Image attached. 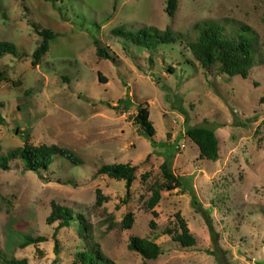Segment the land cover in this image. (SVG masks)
I'll return each instance as SVG.
<instances>
[{"label": "rangeland", "instance_id": "374dc122", "mask_svg": "<svg viewBox=\"0 0 264 264\" xmlns=\"http://www.w3.org/2000/svg\"><path fill=\"white\" fill-rule=\"evenodd\" d=\"M170 1L0 0V41L19 52L0 58L1 153L23 146L28 135L33 145H58L81 160L57 155L41 173L24 172L23 161L0 169L1 254L29 264H80L77 253L93 244L103 264H264V0H176L173 14ZM205 21L224 24L225 33L246 25L255 34L246 77L223 72L219 54L207 66L194 57L188 41ZM145 27L180 36L148 49L114 32ZM43 29L57 37L34 65ZM140 106L150 110L152 140L135 122ZM195 126L217 130L218 160L201 156L187 134ZM166 159L184 188L162 190L150 209ZM115 163L138 167L129 194L126 181L98 172ZM53 203L75 217L59 230V253V222L47 223ZM178 213L194 246L168 232L179 230ZM80 216L88 227L83 236ZM27 235L47 241L21 247ZM132 236L155 240L164 253L145 259L129 248Z\"/></svg>", "mask_w": 264, "mask_h": 264}, {"label": "trees", "instance_id": "16d2710c", "mask_svg": "<svg viewBox=\"0 0 264 264\" xmlns=\"http://www.w3.org/2000/svg\"><path fill=\"white\" fill-rule=\"evenodd\" d=\"M176 8V0L170 1L168 9L170 14H173ZM197 36L193 40L188 41L190 50L194 57L203 65H211L214 63L216 55L219 54L222 61L221 70L230 75H242L246 77L249 70L255 64L256 41L255 34L246 25L229 29L225 33V26L222 23L203 22L195 26ZM117 35L123 36L127 40L142 45L148 49L157 48L161 44H170L179 38L180 34L174 33L167 29L165 31L158 30L154 27H145L140 31L125 30L124 28L115 29ZM39 34L43 37L40 46L34 52V65L38 64L43 56L49 51L51 41L57 36L50 29L39 30ZM12 54L19 56V52L15 44L8 41H0V58ZM99 55L110 59L109 53L106 49L100 47ZM100 80L102 79L100 75ZM6 79V72H0V80ZM123 100L121 101V103ZM147 105V104H146ZM3 106L0 103V107ZM6 121L2 111L0 110V125ZM135 122L139 125L141 134L150 140L156 134L153 122L150 119V110L147 106H140L138 113L135 116ZM217 130L208 126L189 127L187 130L188 136L198 146L201 156L209 160H218L220 153L219 139ZM23 146L16 147L9 150L6 154H2V145L0 144V169L9 171L12 169V162L23 161L24 172L33 171L41 173L43 170H48L53 164L57 155L69 160L73 164H80L78 156L69 149L61 148L58 145H33L27 135ZM154 143V141H152ZM138 167L130 163H115L105 164L99 169V174L108 175L109 177L126 181L128 194L131 191L133 182L136 179ZM161 171L164 175V183H155L153 186L152 196L148 201L150 209H154L162 198V190L173 191L177 188H184L183 179L177 176L172 170L171 159H166L161 165ZM145 179L147 175L143 176ZM193 196V204L195 207L200 205L194 191L191 192ZM154 214H157L154 211ZM74 211L63 205L57 203L52 204V211L47 217L48 224L59 222L54 237L56 239V252L59 253V240L57 239L59 230L63 227H69L74 221ZM80 222L79 232L83 236L88 232V227L83 224V217H78ZM177 221L179 230H169L173 239L180 242L184 247L194 246L196 244L195 237L191 234L187 221L177 214ZM210 221V220H209ZM134 222V215L129 213L125 217L124 226L127 229L132 228ZM151 227H155V222L151 221ZM47 241L46 237H33L27 235L20 242L21 247H27L34 244H39ZM129 248L147 260H155L164 253L163 248L155 240L149 238H141L137 236L130 237ZM77 259L80 264H103V259L97 253V247L93 244L86 246V249L77 253ZM0 264H29L27 259H18L15 256H6L0 253ZM108 264V262L104 263Z\"/></svg>", "mask_w": 264, "mask_h": 264}]
</instances>
